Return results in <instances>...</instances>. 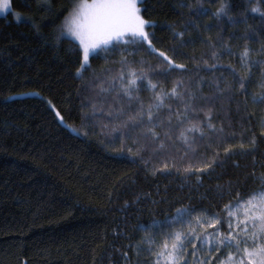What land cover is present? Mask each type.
<instances>
[{
    "label": "trees",
    "instance_id": "trees-1",
    "mask_svg": "<svg viewBox=\"0 0 264 264\" xmlns=\"http://www.w3.org/2000/svg\"><path fill=\"white\" fill-rule=\"evenodd\" d=\"M63 2L53 0L54 7L63 9ZM224 2L237 23H230L228 17L220 21L210 16L197 19L188 8H181L188 4L194 11L197 0H144L141 5L142 15L154 25L147 30L154 36L156 47L175 48L176 62L188 69L184 83L190 91L202 88L198 96L216 95L208 85L221 73L197 69L211 66L209 44L216 43L218 37H223L232 52L231 56L224 54L226 49L217 45L219 65H231L241 76L246 75L239 63L245 45L253 50L252 60H264V55H255L264 46V17L250 11L259 7L264 12V0ZM11 3L12 11L0 17V264H149L146 253L137 255L129 248L144 235L138 225L156 231L153 221H164L179 207L213 211L217 204L222 206L217 198L218 185L225 192L229 184L243 188L252 184L253 170L257 176L264 173L260 166L264 163V106L253 105L249 98L245 110L244 98L236 88L211 100L213 123L234 139L229 147L235 156L225 159L223 147L217 148L213 137L211 149L206 147L207 140L197 142L196 152L181 160L184 151L177 143L169 151L180 170L167 160L169 169L154 172L163 169L166 156L154 153L151 141L141 139V151H122L136 145L132 140L125 145L111 143V125L104 127L107 121L101 112L94 119L91 106L103 81L119 72L122 46L91 57L89 65L80 71L82 50L66 37L53 45L49 36L53 24L39 25L37 32L33 23L15 20L16 13H35L40 0ZM219 6V2L204 3L209 13ZM190 20L199 27L185 34L187 43L181 48L170 26L183 31ZM242 36L251 39L242 40ZM136 59L158 68L156 57L141 53ZM105 69L111 74L106 75ZM262 72L264 66L252 68L250 93L259 92L256 85ZM180 78L179 72L173 73L164 86L170 89V81ZM229 95L234 99L229 101ZM142 99L147 106L151 93H143ZM201 104L205 102L197 100V106ZM207 107L205 104V111ZM56 111L64 117L63 123L56 118ZM198 116L203 119L204 112ZM82 117L87 119L82 121ZM73 128L80 135L70 130ZM85 131L90 134L83 135ZM253 135L254 148L248 143ZM217 151L219 166L207 170L211 176L183 171L187 164L211 159Z\"/></svg>",
    "mask_w": 264,
    "mask_h": 264
},
{
    "label": "snow or ice",
    "instance_id": "snow-or-ice-1",
    "mask_svg": "<svg viewBox=\"0 0 264 264\" xmlns=\"http://www.w3.org/2000/svg\"><path fill=\"white\" fill-rule=\"evenodd\" d=\"M205 2H219L220 6L209 13L204 8ZM43 3L47 5L49 14L56 16L52 3H49V0H43ZM143 3L144 0H74L71 8L64 10L67 15L61 13L62 20L60 16H56L59 22L51 26L49 36L53 45H58L65 36L79 42L82 49L80 71L85 69L90 54L96 50L108 53L117 45L122 46L119 52L120 70L100 85L97 100L91 103L92 117L97 118V112L103 113L107 121L104 127L111 125V143L119 142L125 145L132 140L136 145L135 149L127 147L122 148V151H141L140 140L151 141L154 153L166 156L163 169H153L154 172L169 169L167 160H172L171 166L177 171L180 170L175 164V157L169 151L170 148L174 149L177 143L184 151L181 160L196 152L197 142L203 143L207 140L206 147L211 149L213 137L216 147H223L225 159L235 156L236 153L229 147L235 143L234 139H229L225 135V129L217 128L213 123L211 100L219 99L226 92L233 93L236 88L244 98L245 110L249 98L253 105L264 106V72L260 74L256 85L260 89L259 92H249V87L254 83L252 68L264 66V60H252L253 50L245 45L239 55V63L246 75L241 76L231 65L225 68L217 63L221 59V54L216 51L217 45L226 49L224 54L232 55L231 49L224 44L223 37H218L216 43L209 44L212 49L211 66L197 69L198 72L221 73L220 77H214L208 85L216 95L212 98L198 96L197 93L202 92V88L190 91V86L184 83L183 76L188 69L186 65L176 62L175 48L160 50L156 47L154 36L147 31L154 25L142 15L140 5ZM11 8V0H0V13L9 12ZM181 8H188L197 19L210 16L211 19L220 21L228 17L230 23H237L229 16L230 8L224 0H197V8L194 11L188 4H182ZM250 11L264 17V12L259 7H252ZM15 15L19 20L20 14ZM33 26L37 32L40 31L39 25ZM175 27L170 26L172 37L183 48L187 43L183 39L185 34L191 29H198L199 25L195 20H190L184 25L183 31H175ZM240 39L247 41L251 37L242 36ZM203 42L202 40L201 43ZM169 52L173 55L170 56ZM141 53L156 57L159 61L158 68L144 59L137 60L136 57ZM255 55H264V46ZM204 63L207 65V61ZM80 71L77 72L78 76ZM104 72L106 75L111 74L110 69H105ZM176 72H179L181 78L171 80L170 89L165 87L164 84L169 82V78ZM224 73H227V76ZM228 76L232 78L231 83H228ZM199 83L203 85L202 78ZM146 92L151 93L147 106L142 99V94ZM228 99L231 101L234 95H229ZM197 100L208 105L207 111L205 104L197 106ZM84 107L87 105H82V108ZM53 110L55 111L54 108ZM200 112H204L203 119L198 116ZM55 116L63 123L64 117L59 111L55 112ZM86 119L87 117H82V121ZM261 127L264 128V123ZM70 130L80 135L76 129ZM89 134L87 131L83 133L85 136ZM232 136L235 137V133H232ZM248 143L254 148L256 137L253 135ZM240 148H244L243 138ZM192 158L194 159V156ZM217 159L218 151L211 159L205 158L196 164H187L183 171L191 175L195 170L211 176L212 173L207 170L219 166L216 164ZM260 166L264 168V163ZM250 175L253 177L252 184L243 188L239 185L233 188V185L229 184L225 192L218 185L217 198L222 202V206L217 204L213 211L191 206L179 207L170 217H165L164 221H153L156 231L138 225V230L144 235L134 244H130L129 248L134 249L137 255L146 253L149 264H264V173L257 176L253 170Z\"/></svg>",
    "mask_w": 264,
    "mask_h": 264
},
{
    "label": "rangeland",
    "instance_id": "rangeland-1",
    "mask_svg": "<svg viewBox=\"0 0 264 264\" xmlns=\"http://www.w3.org/2000/svg\"><path fill=\"white\" fill-rule=\"evenodd\" d=\"M11 2H12V0H11ZM73 2H74V0H64L63 5H62L63 9H61V8L56 9L54 7L53 0H49V3H52L53 12L56 14V16H60L61 20L63 19V16H61L60 14L63 13L64 15H67V12L64 10L70 9ZM76 2H78V0H76ZM89 2H90V0H89ZM140 7H141V5H140ZM11 11H12V8L9 12L0 13V17L7 16ZM56 16L50 15L48 12V9H47V5L43 3V0H40L39 9L36 10L35 13H33L32 15L20 14L19 20H17L16 15H14V18L17 22H30V23H33L36 25H42V24H54V23L59 22V21H57ZM65 37L73 40L79 46L78 41H75L71 37H67V36H65ZM100 52H101L100 50H96L95 52L90 54L88 65L90 63L91 57L99 54ZM80 74H81V72H80Z\"/></svg>",
    "mask_w": 264,
    "mask_h": 264
}]
</instances>
